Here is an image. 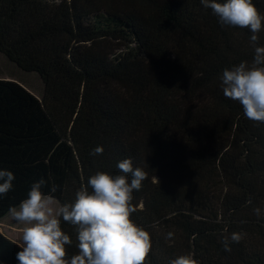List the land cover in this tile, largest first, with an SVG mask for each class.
<instances>
[{
    "label": "trees",
    "instance_id": "16d2710c",
    "mask_svg": "<svg viewBox=\"0 0 264 264\" xmlns=\"http://www.w3.org/2000/svg\"><path fill=\"white\" fill-rule=\"evenodd\" d=\"M250 35L199 0H0V51L45 86L39 98L0 78V168L15 175L0 220L41 177L71 202L90 175L118 174L131 157L146 173L130 214L150 235L144 264H264L253 212L264 209V122L219 86L224 68L252 60ZM61 228L70 257L75 226ZM232 232L242 239L226 252ZM18 244L0 231V264H17Z\"/></svg>",
    "mask_w": 264,
    "mask_h": 264
},
{
    "label": "clouds",
    "instance_id": "9594fccd",
    "mask_svg": "<svg viewBox=\"0 0 264 264\" xmlns=\"http://www.w3.org/2000/svg\"><path fill=\"white\" fill-rule=\"evenodd\" d=\"M224 26L246 28L251 35L253 58L240 61L223 69L219 76L223 95L237 101L243 115L254 122H264V44H258V33L264 30V12L258 10L253 0H199ZM96 146L90 155L102 153ZM118 174L96 171L85 185L74 194L71 202L53 206L50 193L44 192L45 179L33 181L24 199L10 206L9 214L23 225L22 244L16 252L17 264H144L151 249L150 235L130 219L135 211L131 204L133 190H139L146 173L133 167L131 157L116 163ZM15 175L0 168V199L14 187ZM257 217L264 209H253ZM61 220L75 226L76 248L66 256V245L72 240L61 228ZM169 236L171 233L168 234ZM242 239L240 232H232L222 239L224 250L231 251V243ZM168 264H195L192 257L180 254Z\"/></svg>",
    "mask_w": 264,
    "mask_h": 264
},
{
    "label": "rangeland",
    "instance_id": "374dc122",
    "mask_svg": "<svg viewBox=\"0 0 264 264\" xmlns=\"http://www.w3.org/2000/svg\"><path fill=\"white\" fill-rule=\"evenodd\" d=\"M0 78L14 80L38 97H42L44 94V82L36 71H26L19 67L14 61L10 60L4 53L0 51ZM53 206H58L59 200L54 198ZM6 222V229L5 223ZM4 223V224H3ZM4 230L8 236H13L19 240L22 244V230L23 225L13 220L10 214L4 217V220L0 222V231ZM15 241V240H14ZM17 242V241H16ZM19 243V244H20Z\"/></svg>",
    "mask_w": 264,
    "mask_h": 264
},
{
    "label": "crops",
    "instance_id": "0c3cea01",
    "mask_svg": "<svg viewBox=\"0 0 264 264\" xmlns=\"http://www.w3.org/2000/svg\"><path fill=\"white\" fill-rule=\"evenodd\" d=\"M38 97V96H37ZM39 98H42V97H39ZM9 214V213H8ZM6 216V215H5ZM4 216V217H5ZM4 217L0 220V222L2 221V220H4ZM5 223V229H6V222H4ZM3 223V224H4ZM1 232H3L5 235H7L6 234V232L4 231V230H1ZM8 236V235H7ZM8 237H10L11 239H13V240H15V241H17L18 243H20V241L19 240H17V239H15L13 236H8ZM21 244V243H20Z\"/></svg>",
    "mask_w": 264,
    "mask_h": 264
}]
</instances>
